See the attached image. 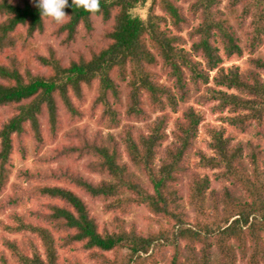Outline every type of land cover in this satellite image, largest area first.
Wrapping results in <instances>:
<instances>
[{"label":"trees","instance_id":"trees-1","mask_svg":"<svg viewBox=\"0 0 264 264\" xmlns=\"http://www.w3.org/2000/svg\"><path fill=\"white\" fill-rule=\"evenodd\" d=\"M148 1L147 18L133 14L134 8ZM218 2L193 0L189 16L199 15L201 21L189 33L196 36L192 51L181 46L188 17L173 0H100L96 13L68 0L64 11L70 17L56 33H66V41L71 40L81 25L86 33L93 30L94 15L106 20L112 17L102 46L90 50V55L76 53L66 63L53 48L48 55L34 52L24 62L14 55L10 63L0 59V106L13 111L0 126V191L9 179L15 139L31 132L35 142L43 141L40 116L44 109L52 130H57V97L73 116L81 118L83 111L72 95L81 99L83 85L91 87L96 81L94 102L104 110L103 124L113 128L120 124V81L131 75L124 112L130 120L119 137L111 133L92 140L85 134L79 136V146L95 157L92 171L104 178L92 182L72 174L79 186L113 213L112 225L101 228L75 190L49 182L33 185L34 174H24L22 180H29L31 196L56 198L64 204H54L42 219L32 214L31 219L40 225L28 213L12 212L10 222L0 218L4 233L22 235L21 239L5 235L3 241L13 250L16 264H85V259L97 264H154L147 252L151 243L161 245V240L174 244L175 255L168 264H264V53L260 51L264 0H234L235 7L243 3L234 21L224 13L219 15ZM155 7L162 13H156ZM0 15L6 16L0 21V49L16 47L20 27L27 28L28 36L44 30L45 21L51 20L41 16L36 0H1ZM247 17H252L251 29L245 24ZM26 42L27 38L23 46ZM245 53L249 54L245 68L223 65L224 58H241ZM36 62L48 71H34L31 64ZM164 74L172 85L160 82ZM192 94L202 104L215 101L212 109L224 123L208 129L212 154L197 145L203 117L186 105ZM167 106L180 115L173 119V140L166 146L172 120L169 112L148 123L146 130L130 124ZM250 132L251 139H238ZM191 155L198 160L192 162ZM200 167L220 168L223 186L211 189V180L202 175ZM184 188L190 210L196 213L194 219L186 208ZM24 201L11 199L8 204L17 206ZM139 206L157 217L159 232L144 236L132 223L128 224L130 231H125L123 216ZM5 210L0 204V213ZM163 219L168 220V227L162 226ZM55 230L63 236L55 237ZM109 251L114 252L113 258L106 254ZM2 264L10 263L3 257Z\"/></svg>","mask_w":264,"mask_h":264},{"label":"rangeland","instance_id":"rangeland-1","mask_svg":"<svg viewBox=\"0 0 264 264\" xmlns=\"http://www.w3.org/2000/svg\"><path fill=\"white\" fill-rule=\"evenodd\" d=\"M1 1V0H0ZM22 1L23 0H16ZM188 17V25H184L181 34L186 38L185 42L181 44L185 49L192 51V46L196 40V36L192 38L190 36V31L193 30L198 24H200L201 18L199 15L189 16V10L193 0H173ZM241 6L243 3L238 4L236 7L234 5V0H219L217 9L221 13L234 21L236 14L241 12ZM151 1L146 2L145 4H140L132 10L134 15H139L143 18H147L150 11ZM156 13H162L160 7H155ZM114 14V13H113ZM5 15H0V21L5 19ZM93 21V30L90 33H86L84 25H81L78 29V32L74 39L66 41V33L57 34L56 31L60 24L54 23L52 20L45 21V28L42 31H36L32 35L27 36L26 27H20L21 32L16 35V41L18 42L16 47L8 49H0V59L10 63L9 58L11 56H17L18 61L24 62L23 59H29L34 52L40 53L42 55H48L50 48L56 50L57 55L62 57L64 63L69 61L72 56H75L76 53H83L84 55H90V50L96 48L98 49L105 42L104 35L107 30L112 26L113 18L106 20L101 15H94L92 17ZM252 17H247L245 19L246 26L251 29L250 22ZM168 25L171 26L169 21ZM27 38L26 45L23 46ZM260 51L264 53V41L260 47ZM223 54V50H222ZM249 54L245 53L244 57L241 58H224L223 65L225 67H230L234 64L240 65L241 68H245L247 65V58ZM197 59H201L200 56ZM16 60V59H15ZM31 67L34 71L47 72L48 69L44 66H41L39 63H32ZM212 75L216 71L211 72ZM131 75L128 74L125 80L120 81L119 90L121 105L119 111L121 115L119 116L120 124L113 128H107L103 122L101 114L104 112L101 104L94 102V98L97 95V82L95 81L91 87L89 85H83V97L81 99L76 98L72 95V100L79 110L83 111V116L78 118V116H73L64 106L60 97H57L58 100V115L59 123L57 130L53 131L48 119V113L44 109L42 115L40 116L41 129L43 135L42 142H35L33 135L30 132L27 136H24L19 139H15V147L12 152V168L9 174V179L5 187L0 191V204L3 208H6L5 211L0 213V218H3L5 222H10V214L12 212L19 213H28L30 214V219L32 214L38 219L44 218V213L52 212V206L54 204L63 205L64 203L61 200L56 198L50 199L46 197H33L28 192V186L30 185L29 180H22V176L25 174L29 176V172L34 174L32 176V184H39L41 182H49L52 185H61L69 187L75 190L83 199L87 202L90 207L91 213L96 217L101 228L104 227L106 223L112 225L113 222V213L111 211H106L104 208L103 201L99 198L92 197L87 193L84 188L78 185L72 174H75V177H81L83 179L99 182L105 175L92 171L91 163L95 160V157L86 153V151L79 146V136L85 134L89 140L95 138H101V136H106L109 133L113 134L116 138L119 137V134L122 132L123 127L129 118L124 116V112L127 108V95H128V82L130 81ZM1 81V79H0ZM160 82L166 85H172V80H169L167 75L164 74ZM211 85H215L214 80H211ZM234 90H229L232 92ZM205 92V91H203ZM196 96L192 94L189 102L186 105H191L194 109L199 112L203 120L199 125V130L197 134V145L200 149L204 150L207 154H212L213 151L208 146V141L211 137L208 133V129L224 125L220 119V113L214 111L212 108L215 105V101L210 103L202 104L196 101ZM183 104L180 108L182 109ZM165 112H169L172 120H170L167 132L169 138L163 146L168 145L173 140L172 131L174 128V118H177L180 115V112H175L170 106L160 110L159 108L155 111H149L148 119H134L130 121V124L134 125L137 129L146 130L147 124L156 120L160 115ZM13 115L12 109L7 106H0V126L6 122L9 117ZM229 132L232 131L230 126H227ZM79 134V135H78ZM253 134L246 133L238 135V139L246 141L251 139ZM43 158V161L40 160ZM127 159V156H124V160ZM198 157L191 155V161L196 162ZM160 162V157L157 158V163ZM202 175L208 176L211 180V189H219L223 186V179L220 178L219 172L220 168H198ZM71 180V181H70ZM21 183L20 186H16ZM185 193V203L186 208L191 215L192 219L195 218L196 213L190 210L189 204L186 201V188L183 189ZM20 200L24 201L23 204L17 203V206L9 205V200ZM8 205V207H7ZM157 217L144 206H139L133 209L130 213L123 216L124 229L126 232L130 231L129 223L137 224V229L141 232L142 235L148 236V234L156 233L160 231L161 224L157 222ZM31 221H33L31 219ZM37 224L39 220L33 221ZM42 223V222H40ZM40 225V224H38ZM170 224L168 220H162V226L168 227ZM3 228L0 226V264H2V258L6 257L10 264H16L14 261L13 250L8 248L3 241H5V235L11 239L20 238L21 233H4ZM152 233V234H153ZM55 237H62L63 233L54 231ZM158 241L151 243V246L147 252L150 259L155 260L154 264H168V262L173 258L174 254V244L171 242L163 244V241H160L161 245H157ZM64 247V246H63ZM123 252V250H122ZM124 252L127 253V248L124 249ZM129 252V251H128ZM110 258L114 257V252H106ZM122 255V253H121ZM146 255V254H145ZM81 256H83L81 254ZM245 264V262H240ZM85 264H97V262L89 261L85 259ZM153 264V263H148Z\"/></svg>","mask_w":264,"mask_h":264},{"label":"clouds","instance_id":"clouds-1","mask_svg":"<svg viewBox=\"0 0 264 264\" xmlns=\"http://www.w3.org/2000/svg\"><path fill=\"white\" fill-rule=\"evenodd\" d=\"M72 4L91 13H96L101 8L100 0H72ZM68 6V0H36V7L41 10V16L48 17L60 25L68 22L70 16L64 11Z\"/></svg>","mask_w":264,"mask_h":264}]
</instances>
